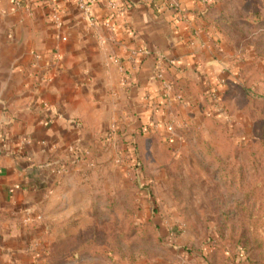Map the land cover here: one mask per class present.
I'll list each match as a JSON object with an SVG mask.
<instances>
[{
  "label": "rangeland",
  "instance_id": "374dc122",
  "mask_svg": "<svg viewBox=\"0 0 264 264\" xmlns=\"http://www.w3.org/2000/svg\"><path fill=\"white\" fill-rule=\"evenodd\" d=\"M192 2L220 45L216 80L177 79L158 51L161 115L70 121L32 170L39 264H264V0Z\"/></svg>",
  "mask_w": 264,
  "mask_h": 264
},
{
  "label": "crops",
  "instance_id": "0c3cea01",
  "mask_svg": "<svg viewBox=\"0 0 264 264\" xmlns=\"http://www.w3.org/2000/svg\"><path fill=\"white\" fill-rule=\"evenodd\" d=\"M16 1L0 0V264H39L43 242L31 214L43 194L33 190L41 182L32 170L60 148L70 121L123 105L142 123L154 107L161 115L156 53L176 58L177 79L199 84L216 80L220 45L196 25L192 0H177L182 21L160 0H116L112 30L103 3L91 6L92 26L71 0ZM191 29L197 39L187 47ZM134 48L149 53L132 69Z\"/></svg>",
  "mask_w": 264,
  "mask_h": 264
},
{
  "label": "built area",
  "instance_id": "2783aa9c",
  "mask_svg": "<svg viewBox=\"0 0 264 264\" xmlns=\"http://www.w3.org/2000/svg\"><path fill=\"white\" fill-rule=\"evenodd\" d=\"M71 1H73L76 4V6L81 10L86 21L92 26L96 25V18L91 13V6L96 4V3H103L105 9L111 13L108 16L107 21L104 23V25H105V27H107L110 30L113 29V25L111 23L112 22L111 15L114 11L119 10L120 3L118 1H116V0H71ZM160 1L162 3H165L166 5H168V7H170V6L173 7V11L175 13H177V19L178 20H180V21L186 20L184 13L180 9L179 3L172 5L170 3L168 4L167 0H160ZM16 6H18V7L21 6V3L19 0L16 1ZM51 19L54 21H57L58 17H57L56 10L52 11ZM194 38H195V36H194ZM194 43H195V40L192 37L190 44L194 45ZM148 53H149V51L147 49L134 48V49L130 50V52L128 54V58H127L129 66L132 69H135L138 65V57L140 55H146ZM120 70H122L123 72L127 71V69L122 68V67H120Z\"/></svg>",
  "mask_w": 264,
  "mask_h": 264
},
{
  "label": "trees",
  "instance_id": "16d2710c",
  "mask_svg": "<svg viewBox=\"0 0 264 264\" xmlns=\"http://www.w3.org/2000/svg\"><path fill=\"white\" fill-rule=\"evenodd\" d=\"M135 161H137V159L135 158ZM135 166H136V162H135Z\"/></svg>",
  "mask_w": 264,
  "mask_h": 264
}]
</instances>
